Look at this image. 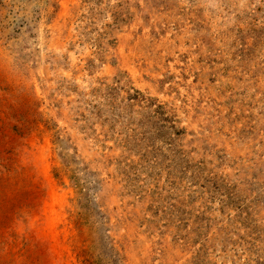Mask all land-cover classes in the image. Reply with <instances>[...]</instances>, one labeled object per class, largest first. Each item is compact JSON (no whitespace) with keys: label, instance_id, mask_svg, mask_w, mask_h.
Here are the masks:
<instances>
[{"label":"rangeland","instance_id":"obj_1","mask_svg":"<svg viewBox=\"0 0 264 264\" xmlns=\"http://www.w3.org/2000/svg\"><path fill=\"white\" fill-rule=\"evenodd\" d=\"M0 264H264V0H0Z\"/></svg>","mask_w":264,"mask_h":264},{"label":"bare ground","instance_id":"obj_2","mask_svg":"<svg viewBox=\"0 0 264 264\" xmlns=\"http://www.w3.org/2000/svg\"><path fill=\"white\" fill-rule=\"evenodd\" d=\"M38 159L45 167L46 160H43V156H39ZM47 185L48 195L44 202L42 217H35L34 224H36L37 227H39L49 237L53 244H57L59 242L58 236L60 231V219L57 206H60L59 203L63 197V192H61V188L56 185L49 176H47Z\"/></svg>","mask_w":264,"mask_h":264}]
</instances>
